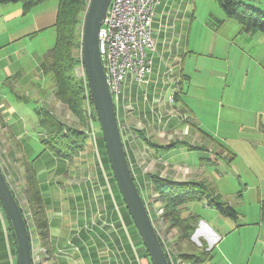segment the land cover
<instances>
[{"label": "crops", "instance_id": "1", "mask_svg": "<svg viewBox=\"0 0 264 264\" xmlns=\"http://www.w3.org/2000/svg\"><path fill=\"white\" fill-rule=\"evenodd\" d=\"M192 1L158 0L151 23L153 49L147 51L151 70L142 82L127 75L114 101L125 155L146 207L155 192L152 176L174 182L204 183L220 202L216 190L204 181L209 176L202 164L219 156L228 158L227 161L234 157L224 143L207 133V121L214 114L212 101L215 99L209 98L215 95L214 87L204 82L192 85L190 70L194 74L192 56L195 53L189 50ZM57 8V0L39 5L28 14L23 13L20 3L0 5V169L26 220L32 263L123 264L125 259L126 264H140L141 259L145 264L146 250L110 167L103 161L102 174L97 178L102 183L100 187L107 190L74 191L64 176L69 170V161L44 150L42 139L46 131L34 103L42 106L57 101L55 89L44 73V55L53 44L41 45L46 34L54 32L55 35ZM240 28L243 33L256 32ZM213 46L214 42L208 56L215 58L217 52L213 51ZM229 55L228 52L226 61ZM58 103L54 105L58 112L53 117L61 124H65L62 120H68L77 127V118ZM97 130L98 126L91 127L89 139L95 141ZM100 138L101 134L99 141ZM180 157L191 163L181 164ZM26 165L34 169L37 178L46 237L36 228L33 209L27 201ZM61 180L65 184H61ZM201 201L205 205V200ZM206 207L223 216L214 207ZM148 213L151 216L149 210ZM197 217L196 229L202 226L209 237L218 239L213 229ZM196 231L194 234L198 235ZM201 239L203 241V237ZM206 242L205 239L202 243L208 255ZM134 243L138 247L137 254L131 247ZM171 246L174 252L169 259L176 264L181 253L175 245ZM131 249L135 253L132 262L129 260ZM198 252L203 253V250L198 249ZM0 264H17L14 239L1 206ZM208 264H211L209 259Z\"/></svg>", "mask_w": 264, "mask_h": 264}, {"label": "rangeland", "instance_id": "2", "mask_svg": "<svg viewBox=\"0 0 264 264\" xmlns=\"http://www.w3.org/2000/svg\"><path fill=\"white\" fill-rule=\"evenodd\" d=\"M242 1L246 6L264 13V0ZM191 6L193 19L190 21L189 50L195 51L192 56L194 74L190 70L192 85L204 82L214 87L215 95L209 97L215 99L212 101L214 114L207 121V133L214 140L224 143L234 155L231 161L219 156L216 160L204 162L202 168L206 173L208 171L209 176L204 181L209 182L216 190L220 202H225L234 209L237 219L218 215L202 201L191 202L182 210V217H187L188 211L199 216L202 223L213 229L218 239L209 237L202 226H199L196 229L198 235L194 234L195 230L189 240H180L178 230H168V224L163 221V208L160 215L158 207L162 206L157 202L155 192L148 200L146 209L151 212L149 216L169 264H174L169 259V255L174 252L171 245H175L180 253L200 254L198 249L203 250L202 242L205 239L207 250L210 251L207 257L211 264H264V34L259 31L243 33L239 22L226 18L218 0H193ZM54 40V32L52 35L48 33L43 38V44H40L52 45ZM213 42V51L217 52L215 58L208 56ZM228 52L229 60L226 61ZM75 75L85 81L79 65L76 66ZM47 78L49 79L48 76ZM87 101L83 103L84 122L79 125L78 121L76 127L86 134L84 149L68 162L69 170L64 175L72 190L83 193L107 190L101 188L102 183L97 180L102 174L100 168L105 160V150L98 140L99 130L95 141L88 137L91 127L99 125L94 118L93 105L87 104ZM56 103L58 102L55 100L42 106L34 103V106L43 115L53 117L58 112L54 108ZM59 106L65 105L60 103ZM64 109L68 110L66 106ZM60 118L62 120L63 117ZM62 121L66 129L75 128L74 123ZM46 137L45 135L44 138ZM38 153L36 148L35 154ZM180 159L183 165L191 163L188 159L183 161L184 157ZM60 182L65 184L64 180ZM137 244L131 245L136 254ZM133 249L129 256L131 262L135 260ZM145 259L144 263L150 264L148 256ZM182 262L189 264L184 260ZM142 263L140 259V264ZM123 264H126L125 259Z\"/></svg>", "mask_w": 264, "mask_h": 264}, {"label": "trees", "instance_id": "3", "mask_svg": "<svg viewBox=\"0 0 264 264\" xmlns=\"http://www.w3.org/2000/svg\"><path fill=\"white\" fill-rule=\"evenodd\" d=\"M51 0H0V5L20 3L24 14ZM222 10L229 19L237 20L244 31H259L264 34V13L246 6L242 0H218ZM58 8L54 24L55 40L53 46L45 53V75L49 77L55 89V98L65 105L71 114L82 124L84 122V101L91 105L88 87L84 80L75 75L76 66L80 64L77 51L81 47L82 25L89 0H57ZM92 106V105H91ZM41 116L40 123L46 131L42 139L44 150L53 156L71 161L84 149L86 134L75 128L66 129L50 115ZM94 118L96 119L93 110ZM99 127V126H98ZM101 134V133H100ZM100 143L103 146L102 139ZM105 164L109 163L103 151ZM231 160V158L229 159ZM26 197L33 209L35 226L42 237H46V221L42 198L38 189L35 171L31 166L25 167ZM151 183L158 195L157 202L163 208L162 218L168 224V230L176 228L180 240H189L197 228L199 218L188 214L182 217V210L195 201L206 200L208 206L214 207L220 214L237 219V214L227 203L217 202L213 190L204 183L174 182L157 176L151 177ZM203 247H205L203 245ZM181 253L180 259L189 264H208V255L204 253ZM147 256V255H146Z\"/></svg>", "mask_w": 264, "mask_h": 264}, {"label": "water", "instance_id": "4", "mask_svg": "<svg viewBox=\"0 0 264 264\" xmlns=\"http://www.w3.org/2000/svg\"><path fill=\"white\" fill-rule=\"evenodd\" d=\"M110 1L89 0L84 15L81 53L85 80L113 179L140 236L150 264H169L131 173L102 66L99 32ZM0 206L10 225L17 264H33L26 220L1 169Z\"/></svg>", "mask_w": 264, "mask_h": 264}, {"label": "built area", "instance_id": "5", "mask_svg": "<svg viewBox=\"0 0 264 264\" xmlns=\"http://www.w3.org/2000/svg\"><path fill=\"white\" fill-rule=\"evenodd\" d=\"M157 4L158 0L110 1L101 23L99 42L102 66L113 103L118 99L127 75H133L138 82H142L151 70L147 51L153 49L151 23ZM77 54L79 67L84 74L81 47ZM205 205H209L206 200ZM159 213L161 215L162 209H159ZM176 264L183 262L178 259Z\"/></svg>", "mask_w": 264, "mask_h": 264}]
</instances>
